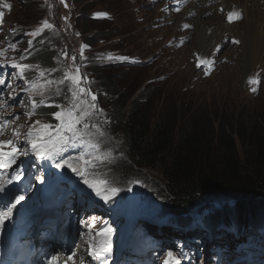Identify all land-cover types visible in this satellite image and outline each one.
<instances>
[{
    "label": "rangeland",
    "instance_id": "obj_1",
    "mask_svg": "<svg viewBox=\"0 0 264 264\" xmlns=\"http://www.w3.org/2000/svg\"><path fill=\"white\" fill-rule=\"evenodd\" d=\"M6 1L0 0V12H3V16L0 17V34L4 32L1 39L3 45L1 49L8 48L9 43H14L16 50H9L0 57V63L5 65L0 67V81L4 82V85L0 86V120L11 121L3 134L0 135V141L12 140L13 144L23 146V133L35 121H40V125L34 131H40L41 126L45 124L55 125L59 123L53 115L48 116L47 113H42L46 115L44 118L36 112L30 119L24 114L32 107L29 97L36 102L45 100V103L50 105H61L64 109L69 107L70 93L67 92L65 85L59 84V81L63 77L65 68L73 67L70 57L75 55L77 65H83L80 72L87 77L85 83L91 88L92 93L96 94L98 107L103 109V115L92 117L93 121L101 123L106 133L105 137L101 138L103 141L102 148L112 153V162L98 164L97 167L89 169V179L98 180L101 178L112 187L119 185L117 188L121 191L112 196L110 200H119L120 206L127 209L132 208L135 204L134 210L139 212L140 216L147 217L149 222H151V216L144 215L148 209H154L158 213H161L162 210L166 211L162 209L160 203L163 202L161 199L163 194L159 184L162 183L164 187L161 174L150 169H144L143 172H139L140 175L138 176L121 178L108 168L109 164H113L121 158L119 154L122 153L123 147L120 136L114 134L117 132L114 130V126L108 123L109 118L113 115L111 110L113 97L104 95L101 84L107 75L105 69L108 68V65L116 67L115 71L118 72V75L115 80L123 86L121 93H134L135 97L147 91L159 93L160 96L155 99L154 107L158 109L163 105L161 102H165L163 110H166L169 121L174 127L183 128L184 118L191 114L185 119V124L192 121L194 122L193 126L197 125L196 128H204L210 133H217L219 129H236L238 125L243 124L250 128H256L264 134V82L256 79L259 81V83L254 84L256 91L250 89L251 84L248 80L250 75L246 76L247 69L238 65L237 50L233 56L230 43L221 49L219 58L227 59L230 57L233 60L227 59L229 60L227 61L217 58L215 67L211 71L205 72L204 61L207 59L200 60L194 56L197 28L191 24L188 25L190 29L187 32L180 30L182 19L181 17L175 18L171 14L170 0H162L161 5L166 8L165 16L173 18L171 21L173 24L165 19L163 22H157V19H154L160 6L152 5V0H84L83 3L65 0L68 4L67 8L60 3V0H48L47 3L45 0H11L12 4ZM156 6L158 7L156 8ZM98 12H104L107 16L110 12L109 16L112 17V21H100V19L108 18L107 16H96L95 14ZM65 17L68 18L67 23ZM206 18L208 16H205ZM45 19L54 25V29H44L36 37L25 35V33H31L40 28ZM86 19L93 21L94 25L86 26ZM184 20L192 21L194 19ZM108 27L110 29L104 30ZM76 33L79 35L77 36ZM99 34L102 36H98ZM173 36H177V38L173 39ZM92 37L96 40L86 41ZM181 39L187 40L180 41ZM30 40L32 41L31 46L28 44ZM231 41H238L235 43L238 45L240 43L238 39L231 38ZM45 43L53 50L54 58L51 64L33 63L32 59L34 58L30 60L32 64L26 60H19L21 55L26 56L35 46ZM82 45L87 47L83 51L85 59L81 61L80 48ZM26 49L27 51H25ZM65 49L69 58L62 55ZM37 51H39L38 48ZM119 53L125 55L126 61L119 58ZM238 54H241V50ZM13 58L16 62L32 65V68L25 72V76L30 81L35 80L37 87L26 89L24 88V81L16 79L18 70L10 67ZM262 65L264 68L263 63ZM219 66L224 69L215 75ZM96 68H100L98 73L95 72L98 70ZM255 69L258 71L259 65H256ZM41 71L44 72L43 77L40 76ZM48 81H52V83L48 84ZM9 84L12 85L11 88L7 87ZM58 88L61 89L59 95H57ZM45 108H48L52 113L61 110L57 107ZM17 115L20 116V119H13ZM105 120L107 123H104ZM17 129L21 133L19 137L13 135V130ZM50 131L54 132V129H50ZM93 139L96 137L93 136ZM2 150L9 151L11 146L4 147ZM76 152L77 150L74 151V153ZM28 163L29 161L24 162L26 167L22 171L24 176L38 178L39 165L33 164L28 167ZM8 172L13 175L17 173L16 170L10 169ZM3 176L4 173H0V177ZM23 179L21 176L17 180L20 187L27 184H21ZM90 192L92 193V190ZM93 195L95 194L93 193ZM144 197H150V203L143 205L141 200ZM132 198L134 200L130 203ZM98 205H103L99 197ZM210 205L214 209L213 212L211 210L209 215L207 212H201L202 208L206 209ZM202 208L192 212L190 214L192 218L186 220L167 215L154 216V222L159 223L160 229L153 227V224L148 227L161 230L159 232L155 230V232L163 233L164 236L167 234L174 238L179 236L201 237L200 244L195 246L203 255L196 261V264H216L218 257L214 256L213 252L218 240L224 235L226 238L234 236L233 234L239 233V231L232 224H230L231 226L223 223L213 224L214 221L211 219L215 214L222 213L225 218L231 220L227 215L233 212L230 210V206L225 207L222 202L211 200L209 205ZM121 213L115 216V230L119 229L128 211ZM96 214L104 217V213ZM178 225H185L187 232L177 231L175 228ZM221 226H224L230 233H221ZM170 230L177 234H168L167 232ZM206 233L212 236L209 243L205 240ZM223 241L224 239H221V242ZM257 245H260V241ZM171 249H173L172 246L166 247V250ZM167 254L165 256L160 255L159 258L165 262L168 259ZM225 264L242 263L230 260L226 261Z\"/></svg>",
    "mask_w": 264,
    "mask_h": 264
},
{
    "label": "trees",
    "instance_id": "obj_2",
    "mask_svg": "<svg viewBox=\"0 0 264 264\" xmlns=\"http://www.w3.org/2000/svg\"><path fill=\"white\" fill-rule=\"evenodd\" d=\"M85 21L86 26L94 25L90 19ZM32 58L36 64H51L54 55L46 44ZM105 71L103 92L106 97H113V115L108 121L117 131L114 134L122 139L125 153L121 162L111 167L113 173L126 178L140 175L144 169L159 172L164 182V187L159 184L163 194L161 207L180 218L209 205L212 198L223 196L233 199V212L227 214L234 215L233 224L243 226L264 220V134L243 124L210 133L196 128L192 121L185 124L191 114L184 118L183 128L174 127L163 110L165 102L158 109L154 107L159 93L147 91L137 97L134 93H121L123 86L115 80V67ZM211 210L214 211L210 205L201 212ZM219 215L211 219H225L224 214Z\"/></svg>",
    "mask_w": 264,
    "mask_h": 264
},
{
    "label": "snow or ice",
    "instance_id": "obj_3",
    "mask_svg": "<svg viewBox=\"0 0 264 264\" xmlns=\"http://www.w3.org/2000/svg\"><path fill=\"white\" fill-rule=\"evenodd\" d=\"M48 0H45L47 3ZM60 3L64 4L67 8L68 4L65 0H60ZM96 16H107L106 13H97ZM3 16V12H0V17ZM242 18L241 14L238 11H229L227 13V21L229 23L234 20H238ZM65 22L67 23L68 18L65 17ZM70 27V25H67ZM184 27H189L185 25ZM44 29H54V25L49 23L47 19L42 21V26L31 33H25V35H31L36 37L40 35ZM78 36L79 33H76ZM234 43H238V41H233ZM28 44L31 46L32 41H28ZM86 45H82L80 48V60L85 59L83 56L84 48ZM9 50L15 51L16 44L9 43L8 48L0 49V57L4 56L5 53ZM27 51V49L25 50ZM62 55L65 58L68 57L67 50H63ZM27 56L21 55L19 60H26ZM73 62L72 68H65L63 77L59 81V84L65 85L67 92L70 93V103L67 109L62 108L61 105H50L45 103V100H41L36 102L29 97L31 102V109L26 112L24 115L27 118H31L36 114V110L39 107H57L60 108V111H56L51 115L54 116L55 120L59 123L45 124L41 126L40 131H34V129L40 125V121H35L25 133L24 135V144L15 145L12 140L8 141H0V170L11 169L13 165H16L18 157L20 155H29L30 148L31 154L41 160H50L53 162L54 166L58 169H70L77 177H80L83 183L87 186L88 189H91L95 196L99 197L105 203H107L112 196L120 191L119 188L112 187L108 185V182L103 179L98 180H89L88 174L90 168H95L98 164H103L105 162H112V153L111 151L103 150L102 148V139L105 137L106 133L98 121H93V116L103 115V109L99 108L96 100V94L92 93L91 88L85 83L87 81V77L80 72V68L83 66L82 64L77 65V57L72 55L70 57ZM205 65L211 63V61H204ZM3 63H0V67H4ZM200 65L198 64V67ZM10 67L13 69H17L18 72L16 74V79L24 81V88L32 89L37 87L35 80H28L25 76V72L32 68V65L22 64L20 62H16L15 58H13V62L10 64ZM38 67V66H37ZM40 76H44V72H40ZM52 81H48V84H51ZM250 84H257L259 81L250 78ZM4 82L0 81V86H3ZM7 87L11 88L12 85H7ZM254 92L255 88L252 89ZM61 89H57V95L60 94ZM90 97V99H89ZM14 99V97H12ZM13 119L19 120L20 116H15ZM11 123L9 120H0V135L3 134L7 125ZM104 123H107L105 120ZM23 127V126H21ZM50 129H54L50 131ZM13 135L19 137L21 133L19 130H13ZM93 136L96 139H93ZM11 146V151L5 152L2 149L4 147ZM70 150H77L76 155H68L65 157V153H68ZM83 162V167L79 165ZM20 172L16 173L14 177L15 180L20 179ZM11 182V181H9ZM5 188L3 184H0V193L4 192ZM14 203L3 202L0 203V230L3 229L6 220H11L13 215V209L16 205L20 204L23 201V195H17L12 197ZM95 221V217L91 218ZM86 226L89 228L92 225H88L87 221H85ZM112 233V229L105 227L101 232L95 233V236L100 237V241L98 245L92 247V251L89 253L92 257L97 260L104 262L106 261L110 255L111 250V241L110 236ZM75 256V253H71L68 256V259L71 260ZM168 259L165 260L164 264H180V260L173 256L172 252L167 254ZM55 260V258H53Z\"/></svg>",
    "mask_w": 264,
    "mask_h": 264
},
{
    "label": "bare ground",
    "instance_id": "obj_4",
    "mask_svg": "<svg viewBox=\"0 0 264 264\" xmlns=\"http://www.w3.org/2000/svg\"><path fill=\"white\" fill-rule=\"evenodd\" d=\"M161 1L162 0H152V5L160 6H156L158 10L156 11L154 19H157V22H163L165 19L171 23L173 18L165 16L164 11L166 8L161 5ZM6 2L12 4L11 0H7ZM145 6L143 5V7ZM229 11H238L242 18L238 19V21L234 20L229 23L227 21V13ZM175 14L179 15L175 16V18L181 17L182 19L180 21V30L185 32V25L193 24L196 26V49L194 56L198 57L200 60L207 59L206 61H211L208 65L204 63L205 72H209L215 67L221 49L227 43H230V50L233 51V56L234 52H236L235 50H237L238 65L247 69L246 76L250 75V78L257 79L262 83L264 82V68L262 65V63L264 64V0H192L187 10ZM191 15L193 16L190 17ZM205 16H208V18L205 19ZM184 19L194 20L185 21ZM3 34L4 32L0 34V49L3 46L1 44ZM175 37L176 36H173V38ZM231 38L238 39L240 41L239 45L231 41ZM239 50H241V54H238ZM119 58L125 60V55L119 53ZM219 59L233 60L230 57H227V59ZM256 65H259L258 71L255 69ZM223 69V67H217L215 75L220 73ZM253 88L254 84H251L250 89ZM152 226L157 227L155 225ZM167 233L171 235L177 234L173 230ZM63 248L64 246L61 245V249ZM249 257V260H254L262 264V260L258 256L250 254ZM239 259L240 261L246 262V257H239ZM230 260L232 262L238 261V259L234 257L231 259V255Z\"/></svg>",
    "mask_w": 264,
    "mask_h": 264
},
{
    "label": "water",
    "instance_id": "obj_5",
    "mask_svg": "<svg viewBox=\"0 0 264 264\" xmlns=\"http://www.w3.org/2000/svg\"><path fill=\"white\" fill-rule=\"evenodd\" d=\"M211 200H217V201H220L222 202L225 207H229L233 202H232V198H227V197H223V196H219V197H215V198H212ZM210 200V201H211Z\"/></svg>",
    "mask_w": 264,
    "mask_h": 264
}]
</instances>
